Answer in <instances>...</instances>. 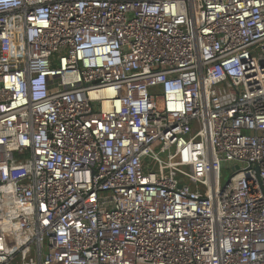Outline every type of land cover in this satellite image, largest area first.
I'll list each match as a JSON object with an SVG mask.
<instances>
[{"label":"built area","instance_id":"1","mask_svg":"<svg viewBox=\"0 0 264 264\" xmlns=\"http://www.w3.org/2000/svg\"><path fill=\"white\" fill-rule=\"evenodd\" d=\"M0 264H264V0H0Z\"/></svg>","mask_w":264,"mask_h":264},{"label":"rangeland","instance_id":"2","mask_svg":"<svg viewBox=\"0 0 264 264\" xmlns=\"http://www.w3.org/2000/svg\"><path fill=\"white\" fill-rule=\"evenodd\" d=\"M160 104H161V102H160ZM153 153H154V154L157 153L158 156H160V157H163V158L165 157V154H163V153H158V150H157L156 152L154 151ZM162 154H163V155H162ZM228 176H229V174L226 176V179H228Z\"/></svg>","mask_w":264,"mask_h":264}]
</instances>
